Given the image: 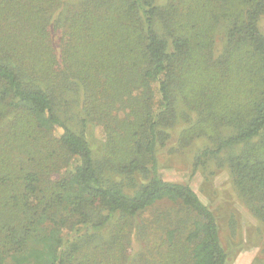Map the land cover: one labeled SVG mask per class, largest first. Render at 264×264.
I'll use <instances>...</instances> for the list:
<instances>
[{
  "label": "trees",
  "instance_id": "16d2710c",
  "mask_svg": "<svg viewBox=\"0 0 264 264\" xmlns=\"http://www.w3.org/2000/svg\"><path fill=\"white\" fill-rule=\"evenodd\" d=\"M162 1L0 0V264H228L214 213L159 174L175 91L198 116L176 144L212 140L197 164L228 169L264 223V0ZM68 97L104 128L100 159ZM161 203L184 216L140 220Z\"/></svg>",
  "mask_w": 264,
  "mask_h": 264
},
{
  "label": "rangeland",
  "instance_id": "374dc122",
  "mask_svg": "<svg viewBox=\"0 0 264 264\" xmlns=\"http://www.w3.org/2000/svg\"><path fill=\"white\" fill-rule=\"evenodd\" d=\"M219 27L215 34L214 52L216 56L223 52L227 43V32L222 26ZM259 29L264 35V16L259 22ZM69 98L71 97H68V106L59 107L60 113L67 119L73 130L83 133L89 140L95 157L100 159L105 153L107 143L104 128L91 124L90 114H87L78 102ZM174 100L177 114L175 124L172 127L161 129L171 138L164 146H157L156 155L159 161L160 176L169 182L191 186L201 201L214 213L222 246L228 256V264H264V223L254 215L248 202L236 191L228 169H219L212 160H204L197 164L198 155L202 154L206 148L215 147L212 140L198 137L186 147L176 144L180 132L196 123L198 116L187 109L177 91L174 92ZM119 114L124 117L122 112ZM83 120H89L86 129H83ZM195 164L198 165L197 168L194 167ZM105 176L119 183L129 194L146 182L139 173L130 176L134 181L114 171L106 172ZM156 212L170 213L173 218L184 216V211L180 206L161 203L146 211L140 220L150 222ZM108 230V228L102 230L104 235L108 234ZM162 232L163 229L158 235L161 236ZM71 238L72 234L65 237L66 241ZM65 246H68L67 243ZM132 248L140 250L137 244H134ZM32 251L33 249L29 252Z\"/></svg>",
  "mask_w": 264,
  "mask_h": 264
}]
</instances>
